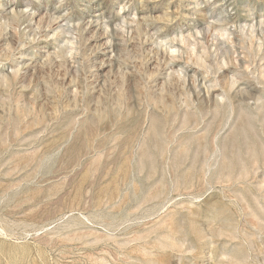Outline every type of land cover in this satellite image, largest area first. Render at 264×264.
<instances>
[{
    "label": "rangeland",
    "instance_id": "rangeland-1",
    "mask_svg": "<svg viewBox=\"0 0 264 264\" xmlns=\"http://www.w3.org/2000/svg\"><path fill=\"white\" fill-rule=\"evenodd\" d=\"M0 264H264V0H0Z\"/></svg>",
    "mask_w": 264,
    "mask_h": 264
}]
</instances>
